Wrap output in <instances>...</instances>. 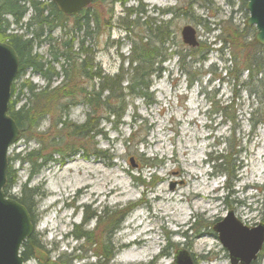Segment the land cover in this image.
<instances>
[{
	"label": "rangeland",
	"instance_id": "374dc122",
	"mask_svg": "<svg viewBox=\"0 0 264 264\" xmlns=\"http://www.w3.org/2000/svg\"><path fill=\"white\" fill-rule=\"evenodd\" d=\"M109 3L97 14L99 22L103 23L109 18L108 12L111 13V29L102 25V30L86 38L84 43L94 62L91 72L101 71L112 76L120 68L128 67L125 58L131 51V43L125 37L124 26L132 20H138L137 34L141 33L143 21H161L168 25L169 58L152 78L147 96L129 99L124 116L117 122L111 117L107 119L105 114L99 122L100 133L93 139L79 142L64 138V133L53 127L57 117L50 112L40 120L36 130L25 132L24 137L20 136L18 142L10 145L6 171L13 172L14 185L8 194L17 197L21 184L28 180V187H35L40 193L31 218L36 219L33 234L41 237L44 249L25 264H68L69 258H73L69 264H94L97 254L105 248L106 254L111 249L115 252L108 264H175L182 250L188 253L192 264H230L228 252L213 226L227 217L229 211L248 228L264 225V121L252 127L258 116H251L258 109L263 113L259 118H264L261 91L252 85V91L257 92L256 96L249 97L247 89L232 87V82H220L215 77L228 65L224 60L229 57V51L240 55L241 60L245 57L239 54V48L246 46L256 33L254 26L246 24L249 15L246 0L245 3L243 0H118ZM128 8L136 14L126 19L125 9ZM167 9H173V13H168ZM29 15L27 12L22 21ZM229 19L233 23L231 29L236 28V46L231 47L228 42L223 53L209 51L202 64L180 67L174 53L190 50L181 40L180 30L184 26H192L197 41L208 44L217 35L222 38L224 22ZM208 22L211 28L215 23L217 30L207 31ZM246 27L253 28L254 32L245 30ZM60 35L57 29L51 37L58 41ZM68 36H63L64 40L72 37ZM0 42L4 43L1 39ZM219 45L221 41L214 48ZM48 51L47 43L34 48V53L47 60L51 56ZM261 53L263 59L264 47ZM53 66L55 71L59 70L58 64ZM196 74L200 75L199 80L189 85V77ZM261 75L258 79L264 80V73ZM60 82L59 76L49 85L59 87ZM240 82L248 83L245 72ZM27 84L37 88L45 86L42 77L29 69L16 74L9 100L10 103L18 99L15 108L28 102L26 93L19 92L20 86ZM54 95L56 99L61 98L60 94ZM50 104L44 103L41 110L50 111ZM226 104L232 107L223 110ZM88 111L77 101L68 112V120L81 124ZM57 135L65 139L62 146L82 147L87 152L64 158L55 155L56 161L42 167L31 178L27 164L10 161L15 154L41 145L47 152L55 150L54 143L60 140ZM97 151L103 155H98ZM233 152L222 167L218 166V160L214 161L218 155L227 157ZM147 158L152 160L153 167H144ZM80 187L94 194H80L77 191ZM108 187L118 189V194L106 196ZM195 191L199 192L198 197H194ZM205 194L212 198H204ZM94 215L98 218H90ZM85 216L88 220L82 230L91 233V246L70 236ZM171 219H178L181 224L172 223ZM113 223L120 224L111 235L108 232ZM135 239L141 243L126 246ZM132 247L141 250L130 254L128 250ZM61 254L64 257L59 258Z\"/></svg>",
	"mask_w": 264,
	"mask_h": 264
},
{
	"label": "trees",
	"instance_id": "16d2710c",
	"mask_svg": "<svg viewBox=\"0 0 264 264\" xmlns=\"http://www.w3.org/2000/svg\"><path fill=\"white\" fill-rule=\"evenodd\" d=\"M117 1L92 0L88 7L79 11L78 14L66 16L51 0H0V39L2 42L9 44L18 56L19 67L17 75L21 74L23 70L29 69L31 73L42 77L45 82V86L40 88L30 84L19 85V92L21 90L22 93L23 90L26 93V100L28 102L18 108H15L18 99L8 104V114L14 120L17 128L20 129V136L24 137L25 132L36 130L44 115L52 112L57 117L53 121V127L58 128L61 134L64 133V138H69L70 140L76 139L79 142L84 139H93L94 135L100 133L98 131L99 122L105 114L107 119L111 117L113 122H117L124 116V112L129 105V99H136V97L145 98L147 96L148 90L152 85V78L159 74L161 70L160 66L169 58L167 53L169 47H166V44L169 42L170 31L166 23L163 24L161 21H155L154 23L143 21V24L140 25L141 33L137 34L135 33V28L138 20L127 22L124 26V32L125 37L131 43V51L125 58L127 59L128 67L125 70L120 68L119 72L112 76L101 71L91 72V69L94 68V62L90 58V50L84 48V43L86 42V38L99 33L100 29L102 30V25L111 29V13L108 12L109 18L101 23V20L99 22L97 11L105 9L106 2L114 4ZM243 2L245 3V0ZM27 12H30V15L23 22L22 20ZM125 12L126 19L136 14L131 8L125 9ZM167 12L173 13V9H167ZM224 23L226 25L223 29L225 32L222 31V38L217 35L208 44L206 42H198L197 47L188 46L190 50L187 49L184 53L182 51L174 53L178 57L180 67L183 68L189 63L190 67L193 64L197 66L202 64L206 60L205 55L209 51L223 53L228 42H230L231 47L232 44L236 46V28L231 29L233 23L230 19ZM208 24L210 23L208 22L206 25L207 31L214 32L217 30L215 23L213 28L209 27ZM220 24L222 30L223 22ZM57 29L61 31L58 41L51 37L52 33ZM245 30L254 32L253 28L246 27ZM68 34H71L72 37L69 40H64L63 36H68ZM220 41L221 45L218 48H214ZM41 43L48 44V52L51 55L48 60L38 53H34V48ZM239 49V54H245V57L241 60L240 55L236 56L232 51H229V57L224 60L228 65L221 69V72L215 75V77H218L220 82H232V87L237 86L241 90L243 88L244 90L247 89L249 97L256 96L257 92L252 91L250 86H258L264 104V80L258 79L264 73V58L260 57L263 47L256 43L254 37H252L249 42H246V46L243 44ZM247 51L251 52L248 53ZM55 64L59 65L58 71L54 69L53 65ZM244 72L248 77V83L240 82V78ZM184 73L189 75L188 71ZM199 74L190 76L188 84L191 85L197 82ZM59 76L61 78L60 86L51 88L49 83ZM54 94L57 96L60 94L61 98L57 97L56 99ZM236 98L238 97L236 96ZM77 101H80L81 104H84L89 109L85 120L81 124L71 123L68 120V112ZM44 103H47V105L51 103L50 111L44 112L41 110L44 108ZM232 103H234V100ZM231 104H226L222 109L225 110L228 107H232ZM255 115L258 116V119L254 123L252 122V127H255L259 121H264V118H259V116L263 115L262 112L260 113V110L256 109L251 113L252 117H255ZM56 138L60 140L54 143L55 150L51 149L50 152H47L44 149L45 147L41 145L37 149L15 154L10 158V161L27 164L30 172L29 178H31L42 167L56 161L55 155L64 158L79 152L84 154L86 151L82 147L75 148L72 145L67 146L66 144L62 146L65 139L61 138V135H57ZM130 138L128 137V139ZM128 139L123 140V142L127 143ZM58 146H61L62 149H58ZM96 153L103 155L101 151H97ZM232 154L234 152L227 157L223 154L218 155L214 158V161L218 160V166L222 167L225 165V159L230 158ZM144 161V167H153V162H151L150 158ZM213 165H216L215 162ZM6 173L7 182L4 194L23 205L29 215H31V212L36 207L35 199L40 196V193L37 188L28 187V180L21 184L17 197L8 194L11 186L14 185L12 181L13 172L7 170ZM90 218L97 219L98 215L90 216ZM32 220L33 224H35L36 219ZM87 220L88 218L85 216L80 221V224L75 227L74 231L70 232V236L75 241L83 240L89 243L91 233L82 230ZM119 224L113 223L108 233L111 235L115 234V231L119 228ZM42 243L41 237L32 233L21 246L22 257L25 260L36 257V254L44 249ZM262 247L256 259L251 261L250 264H264V246ZM105 251L106 248L97 254V263L94 264H108L115 257L113 249L107 254ZM58 257L61 258L64 255L61 254ZM65 257L68 256L65 255ZM79 257L82 258L81 256ZM72 259H68V264ZM148 264L154 263L149 262Z\"/></svg>",
	"mask_w": 264,
	"mask_h": 264
},
{
	"label": "water",
	"instance_id": "95a60500",
	"mask_svg": "<svg viewBox=\"0 0 264 264\" xmlns=\"http://www.w3.org/2000/svg\"><path fill=\"white\" fill-rule=\"evenodd\" d=\"M66 16H73L88 7L92 0H51ZM248 27L254 26V40L264 46V0H246ZM182 43L197 47L195 29L186 25L180 30ZM18 56L6 42H0V264H25L21 255L22 244L34 231L31 215L14 199L6 197L7 155L10 145L16 143L20 129L8 114L11 84L18 72ZM217 238L228 252L230 264H250L256 259L264 243V225L244 226L231 211L213 226ZM184 259L185 262L180 260ZM175 264H192L185 251H179Z\"/></svg>",
	"mask_w": 264,
	"mask_h": 264
},
{
	"label": "bare ground",
	"instance_id": "6f19581e",
	"mask_svg": "<svg viewBox=\"0 0 264 264\" xmlns=\"http://www.w3.org/2000/svg\"><path fill=\"white\" fill-rule=\"evenodd\" d=\"M261 167H262V165H261ZM260 167V168H261ZM263 168V167H262ZM261 168V169H262ZM261 172V171H260ZM202 185V184H201ZM85 188L86 187H80L77 191H79V193L80 194H86V192H88L89 194L91 193V194H94V192H90L88 189H86L85 190ZM206 188V187H205ZM210 188H211V190H214L215 189V186L214 185H212L211 184V186H210ZM106 190H108L107 191V193H106V196H108V195H117L118 194V189H116V188H114V187H108ZM102 193H104V192H102ZM195 195H194V197H198L200 194H199V192L198 191H195V193H194ZM159 197V196H158ZM193 197V198H194ZM204 198L206 197V198H212V197H210L208 194H205L204 196H203ZM198 206V205H197ZM171 221H172V223H175V222H177V224H181V222L180 221H178V219H171ZM141 242L140 241H138V240H132L131 242H129L126 246H128V247H131L132 246V244H140ZM201 244H206V241H201ZM141 250V248H130L129 250H128V253H130V254H136V253H139V251Z\"/></svg>",
	"mask_w": 264,
	"mask_h": 264
}]
</instances>
